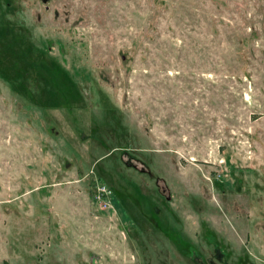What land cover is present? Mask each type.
<instances>
[{"label":"rangeland","instance_id":"rangeland-1","mask_svg":"<svg viewBox=\"0 0 264 264\" xmlns=\"http://www.w3.org/2000/svg\"><path fill=\"white\" fill-rule=\"evenodd\" d=\"M212 263L264 264V0H0V264Z\"/></svg>","mask_w":264,"mask_h":264},{"label":"built area","instance_id":"built-area-1","mask_svg":"<svg viewBox=\"0 0 264 264\" xmlns=\"http://www.w3.org/2000/svg\"><path fill=\"white\" fill-rule=\"evenodd\" d=\"M110 189L101 181L95 183V189L93 192V197L95 202L102 208L107 209L111 207L110 203Z\"/></svg>","mask_w":264,"mask_h":264},{"label":"flooded vegetation","instance_id":"flooded-vegetation-1","mask_svg":"<svg viewBox=\"0 0 264 264\" xmlns=\"http://www.w3.org/2000/svg\"><path fill=\"white\" fill-rule=\"evenodd\" d=\"M212 264H214V263H212Z\"/></svg>","mask_w":264,"mask_h":264}]
</instances>
